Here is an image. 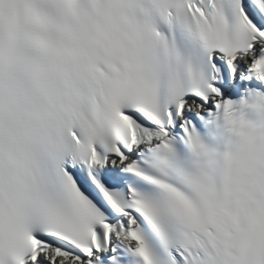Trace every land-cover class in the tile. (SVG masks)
I'll return each mask as SVG.
<instances>
[{
  "label": "snow or ice",
  "instance_id": "obj_1",
  "mask_svg": "<svg viewBox=\"0 0 264 264\" xmlns=\"http://www.w3.org/2000/svg\"><path fill=\"white\" fill-rule=\"evenodd\" d=\"M0 264H264V0H0Z\"/></svg>",
  "mask_w": 264,
  "mask_h": 264
}]
</instances>
